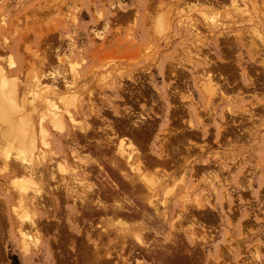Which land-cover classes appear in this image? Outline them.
Here are the masks:
<instances>
[{
  "label": "rangeland",
  "instance_id": "1",
  "mask_svg": "<svg viewBox=\"0 0 264 264\" xmlns=\"http://www.w3.org/2000/svg\"><path fill=\"white\" fill-rule=\"evenodd\" d=\"M159 15L169 20L161 32L155 30ZM209 23L217 25L211 32ZM74 63L81 69L75 86L83 91L81 122L89 128L76 127L60 140L70 163V149L87 158L92 173L82 179L85 183H103L104 171L95 159L113 171L114 144L105 146L109 136L112 141L128 136L145 158V171L155 173V166L164 165L170 170L169 189H189L191 198L217 205L199 211L192 206L172 231L167 224L160 228L131 219L130 229L143 233L159 252L162 245L171 249L163 258L122 247L111 228L108 235H92L100 246L92 258V241L82 231L86 220L77 217L76 232L68 204L46 198L48 211L41 210L39 219L50 253L41 251L27 263L10 237L2 189L8 177L0 175V264H264V0H0V64L11 68L19 89L41 72L30 83L46 77L42 85L52 90L57 77H71ZM208 74L223 91L210 106L198 90L199 77ZM87 96L94 100L93 111ZM162 151L166 165L158 162ZM185 165L182 189L178 179ZM160 168L156 175L164 173ZM210 168L217 172L214 178ZM128 196L126 202L138 203ZM191 229L197 241L189 238ZM107 252L113 256L106 257Z\"/></svg>",
  "mask_w": 264,
  "mask_h": 264
},
{
  "label": "bare ground",
  "instance_id": "2",
  "mask_svg": "<svg viewBox=\"0 0 264 264\" xmlns=\"http://www.w3.org/2000/svg\"><path fill=\"white\" fill-rule=\"evenodd\" d=\"M166 21L167 19L162 15L157 16L155 30L158 32L165 31L164 29H166V25L169 24V20L167 21L168 24ZM208 25L210 32L217 26L216 24L210 23ZM150 34L152 35L151 32ZM5 66L4 64H0V175L8 177L5 186H3L4 183L2 184V189L7 201V212L11 220L10 237L15 248L27 263L31 262L41 251H44L46 255L50 253L47 244L48 242L46 239L43 240V233L41 235L40 232V229H42V223L39 219V212L41 210L48 211L47 204L43 202L46 198L47 200H54L55 203L61 201L65 206L68 204L67 207L70 209L73 216V220H70V223L72 221V228L76 232L80 231L81 226L80 223L76 221L77 217L79 216L86 220L87 225L82 231L84 237L87 240L91 239L92 241V258L97 256V249L98 247L100 248L97 244V239L92 237V235L94 233H96L97 236L102 234L108 235V229L110 228L112 229L115 238H121L120 243H122V247L124 245H130L129 248L131 250L140 248L147 251L149 253L148 255L152 258H163L171 249L168 250V246L162 245L161 247H158V249H163L159 252L157 246L151 245L148 240H145L142 237L143 233L131 230V219L133 220L134 217L136 218L137 216V218H142V220L145 219L157 223L159 227L161 226L160 228H162L164 224H167L169 230H171L173 227H177L175 225L177 223H175V220L184 217L187 215V212L192 211L190 210L192 206L199 211V209L204 208L207 205L210 208H214L217 205L215 204L216 202L210 203L203 198L206 201L204 203V200L202 201L201 198L197 196L191 198V194L189 195L188 193L189 189L187 190L185 186V176L187 177L185 172H187L189 166L187 167L185 165L186 167H183V169L180 170V177L178 176L179 179L177 178L179 181L176 179L178 183L183 184L182 189H186H180L181 191L179 192H175L176 187L168 188L169 184L166 183V178L170 175V170L163 168L165 167L164 165L162 166L163 170L160 168L161 166H155L154 168L156 171L158 168L164 171V173L160 171L162 173L161 175H156V171L155 173H148L147 170L150 171V169L147 168L146 165L145 168H147V170L145 171L143 168L145 164L143 161L145 158H141V151H139L138 147L128 136H120L115 141H112V136H109L110 138L107 139L105 146L110 142H113L114 144L113 153L109 156V162L114 168L112 169L113 171H106L104 166L95 159L97 165H99L100 169L102 168L104 171V175H102L103 183L98 186L87 179L88 182L85 183V180L82 179L91 175V170L89 168L87 169V163L84 162L87 158H79L75 155L74 151L70 149V163L62 156L64 146L60 140L63 134H69L72 129L76 127L84 132L89 128L87 122H81V120L84 119V112L81 111L80 103V97L83 95V91L80 93V90L75 87L78 77H80L81 69L78 68L76 63L72 64L70 69L71 77L63 75L62 77L59 75L61 79H58L57 77L56 79L58 81L55 82L56 84L51 82V84L54 83L55 85V88L52 90L45 88V84L42 85L44 82L46 83L49 81L46 80V77L42 78V81L45 79L44 82L41 80H35L30 83V80L37 79V76L41 72L36 76H32L31 74L30 76H32V78L28 76L30 78L29 82L26 80L27 78L25 79L27 83L24 80V83L26 84L23 85V87L25 88L29 83L28 88H22L23 90H21L19 89L20 86L18 81L15 80L16 78H11V68ZM9 66L11 67V63ZM32 71L30 72L32 73ZM57 73L59 74L60 72ZM33 74L36 73L34 72ZM202 75L198 79V90L201 94L205 95L208 102H206V104L209 105L210 103L212 104L211 100H213V96L219 95L218 97L221 98L223 91L219 83L214 80L215 78L213 79L210 74L206 75V78L204 76L202 77ZM40 76L38 77L40 78ZM103 78H105V76H103ZM51 79L50 81H52ZM36 81L37 83H35ZM87 91L91 92L92 90L89 89ZM90 94L89 96L91 97ZM89 96L87 97L89 99L90 109L93 111L94 100L90 99ZM191 97L193 96L189 92L188 100ZM192 123L193 122H189V125L191 126ZM72 137L74 136H71V138ZM162 154L163 151L158 158L159 164H165L168 162V157H163ZM209 171L212 172L214 178L217 172H214L212 169L208 170V172ZM172 178L173 177H171V179ZM175 182L176 181L174 180L173 184ZM169 183L172 184L170 180ZM178 183L176 182L175 185ZM4 195L2 196L3 198ZM128 195L134 196L135 199L137 198L138 203L136 202V204L135 202H132L131 199L126 202L124 197H129ZM204 196L205 195H203V197ZM214 199L215 197L213 200ZM126 203H128V205ZM190 214H188V216ZM134 222L133 226L136 225H134ZM192 222L194 221L192 220ZM104 223H106V226L103 225ZM192 225L195 224L192 223ZM135 227L139 228L137 226ZM135 227L133 229H135ZM140 228H142V226ZM159 232L160 231L158 230L155 231L156 234H160ZM194 232L195 231H192L191 229L189 232V238L193 241H197L198 237L193 234ZM169 233V237L173 235V232ZM147 234L148 233L146 232L145 236H147ZM126 236H131L132 240L130 238L127 240ZM149 240H151V238H149ZM105 248L107 249V247ZM110 251L109 253H111ZM109 253H106V257L110 255ZM83 256H85V254H83ZM112 256L113 255H110V257ZM120 259H122V254ZM143 259L137 258L136 260L142 262Z\"/></svg>",
  "mask_w": 264,
  "mask_h": 264
}]
</instances>
